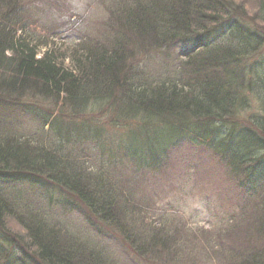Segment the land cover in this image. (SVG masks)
Returning <instances> with one entry per match:
<instances>
[{
	"label": "trees",
	"instance_id": "1",
	"mask_svg": "<svg viewBox=\"0 0 264 264\" xmlns=\"http://www.w3.org/2000/svg\"><path fill=\"white\" fill-rule=\"evenodd\" d=\"M23 2L0 0L1 126L11 109L13 112L15 105L21 106L20 100L26 97L33 103H27L28 107L43 100L54 102L58 118H63L66 109L81 113L89 106L102 107L98 102H111L109 107L117 108L116 122L129 121L128 133L137 134L140 141L137 158L121 147L123 157L137 163L140 171L148 175L161 169L172 150L181 145L204 150L221 167L223 177L230 178L228 191L247 198V204L234 209L207 235L177 217L156 228L145 223L142 226L130 206L134 196L126 188L107 181L115 192L109 194L102 179L86 175L80 160L75 166L58 150L47 147V138L56 136V125L60 135L64 133L60 137L66 144H72L71 139L88 143L81 142L72 132L71 128L75 132V126L80 124L60 123L52 116L57 110L49 116L36 114L42 129L39 134L5 137L0 142V264H116L105 252L94 250V246L67 238L62 227L38 204L33 207L25 203L16 190L22 185L29 187L30 196L39 193L36 189L42 191L45 196L38 202L43 208L47 203V207L56 205L55 200L67 206L62 207L64 213L84 206L101 218L99 225L109 226L103 236L124 239L139 255L159 257L170 252L173 256L169 264H187L196 255L191 244L197 235L207 241L205 260L209 264H264V251L260 248L264 241V116L252 117L243 124L238 121V115L246 113L249 97L257 95L264 103V96L259 94L264 83L256 88L259 80H255L257 73L253 70L257 68L252 69L249 78L230 70L239 60L264 47V32L253 27L245 16H239L252 6L264 25V0H102L99 8L106 14L102 22L107 41L95 46L92 41L87 47L79 45L82 55L75 51L78 55L71 62L67 60L72 68L65 66L66 58L57 57L56 51L37 57L29 41L33 39L29 33L36 28L26 31L24 22L33 17ZM225 31L234 48L224 46L211 59L208 48ZM211 34L212 40L203 42ZM183 47L191 49L187 60L181 59L180 79L154 83L143 73L142 65L139 68L140 62H131L136 57ZM262 112L264 115V104ZM190 126H196L192 133L188 131ZM223 128H229L225 136ZM143 132L144 140L140 135ZM157 132L166 139L147 146L148 139ZM251 137L255 139L253 145L248 142ZM250 147L260 155L250 158ZM244 159L248 162L244 163ZM60 193L62 196L57 197ZM119 198L123 201L118 202ZM121 220L127 224L129 221L133 231L126 232L124 227L115 225H122ZM8 222L19 225L24 237L9 234ZM189 247L193 249L188 250Z\"/></svg>",
	"mask_w": 264,
	"mask_h": 264
},
{
	"label": "rangeland",
	"instance_id": "2",
	"mask_svg": "<svg viewBox=\"0 0 264 264\" xmlns=\"http://www.w3.org/2000/svg\"><path fill=\"white\" fill-rule=\"evenodd\" d=\"M118 1L121 0H114V2ZM123 1L129 2L131 0ZM23 6L33 17L30 21L27 20L24 23L28 33L33 28H36L34 32L29 33V36L33 38L29 41L32 44L31 46L35 47L38 58L44 53L56 51L59 53L57 57L66 58L65 66L72 68L73 64L68 62L74 59L73 56L78 55L74 52L77 51L79 55H82L79 45L87 47L88 43L92 41L95 46L99 42L107 41L105 34H103L104 24L102 22L106 14L99 8H102V0H24ZM247 8V11L239 14V16H245L246 20L253 27L264 32V25L255 16L254 7L247 6ZM65 28L70 29L65 31ZM51 34L55 35L49 37ZM228 34L225 31L224 35H219V38L209 46L208 49L210 55H212L211 59L224 46L229 45L232 46L231 49L234 48L232 38ZM213 36L211 34L210 37H205L203 42H209ZM134 46L136 47V44ZM137 47L136 49L133 48L135 49V53ZM190 49L189 47H183L177 50H161L148 56L136 57L131 62L135 64L140 62L139 68L142 65L143 73L150 79H154V83L164 80L173 81L176 77L180 79L181 71L179 69L181 68V59L184 57V60H187L186 56L189 55ZM237 63L239 64L238 66ZM237 63L230 67L231 71L234 70L247 78H249L248 76L251 73L256 72L257 76H255V80H259L256 88L264 83V47L257 54L241 59ZM129 66H131V63H128ZM254 68L257 69L252 72ZM259 94L264 96V90H261ZM90 97L94 100L96 98ZM120 97L121 94H118L117 98ZM20 101L22 105H15L16 108L13 112H11V109L9 117H6L7 121H3V125H0L1 144L2 141H5L2 140L5 137L39 134L42 129L39 126L40 122L36 114L49 116L52 115L50 114L51 111L58 109L54 107V102L43 100L39 105L34 104L28 107L27 103L33 104L28 97ZM97 104L102 107L91 108L89 106L86 108V112L81 113H76L72 109H66L63 112V118H58L59 110L52 115L53 117H57V121L60 123H69L72 126L80 124V126H75V132L71 128L72 132L81 142L88 143L83 144L71 139L73 143L66 144L60 137L65 136L64 133L60 135L59 127L56 125V136L52 135L47 138V147L58 150L61 156L70 160L68 163L75 165V162L78 163L80 160L84 166L86 175L93 176L95 179H102L109 194L115 192L112 188H109L107 181L112 182L116 186L126 188L134 196V203L130 206L132 207V211H136L138 215V223H145L156 228L162 224H166L173 217H177L184 223L187 222L192 229H203L205 235H207L208 231H213L219 226L222 219H226L227 216L230 217L234 209H238L241 206L246 207L247 198H242L228 191L231 185L228 184L227 180L230 178L226 180L223 177V174L220 173L221 167L216 165L204 150L188 149L185 145H181L172 150L161 169L153 171L148 175L144 174L143 170L140 171L137 168V163L130 161L126 157L124 158L121 153V147H123L137 158L138 153L141 151L137 134L128 133L131 128L129 121L126 123L116 122L115 111L117 108L109 107V105H113L111 102L104 104L98 102ZM263 104L257 95L256 97L255 95L249 97L246 113L241 112L242 115H238V121H241V124H243V122L250 120L252 117L256 119L259 116L263 117ZM137 121L140 120L137 119ZM47 129L44 131H47ZM66 129L67 126L65 127ZM96 129L100 131L101 136H97ZM195 129L196 126H190L188 131L192 133ZM159 132H157L155 137L153 136L148 139L147 146L160 143L166 139V137L163 138L164 134H159ZM222 133H224V136L227 135L229 128H223ZM140 135L141 139L144 140L146 134L143 132ZM254 140L251 137L248 139V142H251L250 144L253 145ZM250 149L252 148L250 147ZM251 151L250 158L260 155L256 150L253 151L252 149ZM247 162L244 159V163ZM233 184L237 185L235 178H233ZM22 186L20 189L16 188V190L21 195V198L26 201L25 203L28 202L33 207L38 204L46 215L52 216L53 220H56L57 225L62 227V231L67 238L77 239L84 246H94V250L105 252L109 259H113L116 264H169L173 256L170 252L166 256L163 254L159 257L155 254H151V256L139 255L130 245L124 242V239L121 238L120 240L118 237L110 238L109 235L103 236L102 233L107 231L106 229H109V226L105 225L103 227L99 225L98 220L101 218L93 216L84 206L80 205L81 208L79 209L81 210H77L76 212H70V209H68L64 213L62 207L67 206L55 200L56 205L53 204L47 207L49 205L47 203L46 207L43 208L38 202L45 196L41 194L42 191L36 189L35 191H39V193L36 192L34 196H30L28 195L30 194L29 187L26 185ZM50 194L56 193L51 192ZM50 194H46V197ZM24 195H28V197ZM61 196L62 193L57 197ZM256 200L261 199L257 198ZM117 201L121 202L123 199L119 198ZM256 212L255 210L254 213ZM121 223L122 225L119 223H115V225L120 228L124 227L126 232L127 230L129 232L133 231L130 228L132 224L129 221L127 224L121 220ZM141 225L143 226L144 224ZM136 228L138 229V227ZM138 230L141 232L140 229ZM6 231L15 236L24 237L25 235L21 227L14 224V222L6 224ZM139 231L136 233L137 231L135 230L138 236H140ZM193 239V245L191 244V246L196 248V255L187 264H209L205 260V254L208 253L205 250L206 245H208L207 241H204V244L197 235ZM260 248L264 251V241ZM187 249L192 250L193 248L189 247ZM175 252L176 256L178 251ZM198 253L201 255H198ZM212 264L218 263L214 262Z\"/></svg>",
	"mask_w": 264,
	"mask_h": 264
}]
</instances>
